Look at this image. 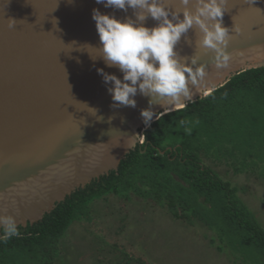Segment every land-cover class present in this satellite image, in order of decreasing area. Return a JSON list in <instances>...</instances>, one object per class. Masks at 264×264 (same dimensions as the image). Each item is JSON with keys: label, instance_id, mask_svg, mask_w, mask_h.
Returning a JSON list of instances; mask_svg holds the SVG:
<instances>
[{"label": "water", "instance_id": "1", "mask_svg": "<svg viewBox=\"0 0 264 264\" xmlns=\"http://www.w3.org/2000/svg\"><path fill=\"white\" fill-rule=\"evenodd\" d=\"M160 2L170 9L183 7L181 0ZM194 3L189 5L193 12ZM225 7L228 66L215 68V53L200 45L203 33L194 25L175 51L189 64L196 56L198 65H207L206 79L191 100L152 105L158 118L208 95L237 73L264 67V0H228ZM94 8L135 19L131 8H105L96 0H0V217H13L17 228L41 221L76 190L117 171L144 140L148 126L140 113L149 108L150 97L138 92L135 108L114 106L97 69L121 79L123 73L101 57ZM143 23L152 28L159 22L149 17Z\"/></svg>", "mask_w": 264, "mask_h": 264}, {"label": "trees", "instance_id": "2", "mask_svg": "<svg viewBox=\"0 0 264 264\" xmlns=\"http://www.w3.org/2000/svg\"><path fill=\"white\" fill-rule=\"evenodd\" d=\"M143 135L117 171L76 190L16 235L2 229L0 264H51L71 224L88 219L91 204L110 194L152 201L188 225L200 222L215 233L211 244L218 251L230 250L243 264H264V227L238 189L203 160L225 156L243 168L264 161V67L237 73L208 95L161 115Z\"/></svg>", "mask_w": 264, "mask_h": 264}, {"label": "clouds", "instance_id": "3", "mask_svg": "<svg viewBox=\"0 0 264 264\" xmlns=\"http://www.w3.org/2000/svg\"><path fill=\"white\" fill-rule=\"evenodd\" d=\"M96 3L125 12L129 8L134 10L135 19L126 17L121 20L113 14H102L98 8L93 9L92 19L100 38L101 57L108 67H117L123 73V79L106 73L104 69H97V72L109 85L108 92L116 107L135 108L138 92L150 97L149 108L140 113L147 126L151 125L154 116L158 119L152 105L164 108L165 103L179 105L191 100L194 90L206 79L207 65H198L196 56L189 64L186 62L188 58L181 60L175 51L182 35L194 25L203 33L200 45L215 53V68L228 66L230 57L226 49L231 34L222 26L228 0H195V12L189 7L193 0H181L182 9H170L160 0H96ZM149 17L158 21V25L146 27L143 22ZM234 29L237 34L241 32L236 26ZM85 47L94 48L91 45ZM0 228L8 237L17 234V224L11 216L0 217Z\"/></svg>", "mask_w": 264, "mask_h": 264}, {"label": "rangeland", "instance_id": "4", "mask_svg": "<svg viewBox=\"0 0 264 264\" xmlns=\"http://www.w3.org/2000/svg\"><path fill=\"white\" fill-rule=\"evenodd\" d=\"M203 160L238 189L264 227V161L243 168L225 156ZM90 210L88 219L75 220L59 240L51 264H243L211 244L215 233L206 226L175 220L152 201L110 194Z\"/></svg>", "mask_w": 264, "mask_h": 264}, {"label": "built area", "instance_id": "5", "mask_svg": "<svg viewBox=\"0 0 264 264\" xmlns=\"http://www.w3.org/2000/svg\"><path fill=\"white\" fill-rule=\"evenodd\" d=\"M143 141H144V140H143ZM143 141H142V142H143Z\"/></svg>", "mask_w": 264, "mask_h": 264}]
</instances>
